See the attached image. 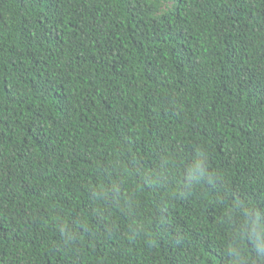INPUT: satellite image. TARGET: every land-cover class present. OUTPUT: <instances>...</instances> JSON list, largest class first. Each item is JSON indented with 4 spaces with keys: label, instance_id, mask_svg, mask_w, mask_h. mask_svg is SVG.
Here are the masks:
<instances>
[{
    "label": "trees",
    "instance_id": "obj_1",
    "mask_svg": "<svg viewBox=\"0 0 264 264\" xmlns=\"http://www.w3.org/2000/svg\"><path fill=\"white\" fill-rule=\"evenodd\" d=\"M247 211L264 0H0V264H264Z\"/></svg>",
    "mask_w": 264,
    "mask_h": 264
},
{
    "label": "clouds",
    "instance_id": "obj_2",
    "mask_svg": "<svg viewBox=\"0 0 264 264\" xmlns=\"http://www.w3.org/2000/svg\"><path fill=\"white\" fill-rule=\"evenodd\" d=\"M198 167H199V173H198L199 178H203L209 175L207 173L206 165L201 164ZM245 215L246 217H248L249 223L253 226L254 230L257 233V238L254 241L253 248L255 252L259 254L261 250H264V239L260 238V233L264 232V230L258 228L257 226L258 216L255 212L247 211ZM252 217H256V219H252ZM230 252L233 254L234 264H244L243 257L241 256V253L237 247H233L232 249H230Z\"/></svg>",
    "mask_w": 264,
    "mask_h": 264
}]
</instances>
